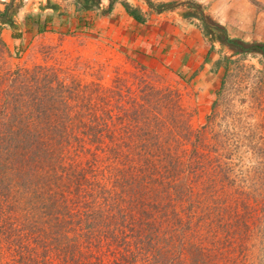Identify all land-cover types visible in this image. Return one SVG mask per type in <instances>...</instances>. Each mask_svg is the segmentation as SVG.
Here are the masks:
<instances>
[{
	"label": "trees",
	"instance_id": "obj_1",
	"mask_svg": "<svg viewBox=\"0 0 264 264\" xmlns=\"http://www.w3.org/2000/svg\"><path fill=\"white\" fill-rule=\"evenodd\" d=\"M73 1L77 14L95 10L104 16L112 12L115 3L109 0L103 9L101 0ZM148 4L153 6L150 1ZM121 6L136 23H145L138 8L125 1ZM163 6L157 4L155 10L160 11ZM40 9H50L52 14L42 21L39 15L27 16L38 33L46 31L54 15L63 14L60 5L51 0ZM0 23L13 31V39L21 38L8 7L0 11ZM0 45L5 47L2 40ZM145 71L146 67L137 65L132 74L125 73L128 77L116 73L109 87L99 83L80 86V81L65 71L35 65L31 71L15 70L9 84L0 88V217L4 214L8 219L0 223V228L17 226L19 211L26 212L29 204L33 218L37 210L46 219L52 214L49 227L53 229L39 232L33 227L20 228V235L12 239L15 257L36 264L35 258L45 260L53 250L61 249L64 254L67 249L62 246L63 241L69 240L68 234L74 235L75 244L80 239L87 243L80 248L93 252L92 238L98 241L111 234L108 226H112L115 214L120 224L127 223L125 229L147 231L148 242L159 235L157 230L160 235H169L159 239L169 249L161 256L158 252L162 249L156 250V264H238L237 258L240 264L246 262V233L237 230L246 224L245 212L232 215V210L227 209L229 213L218 214L211 211L215 207L205 202L200 209L204 215L201 219L206 223L210 219L205 231L201 225L191 223L188 213L183 212L184 217L174 214L178 203L189 195L182 185L189 178H194L205 191L213 190V197L218 177L222 173L220 179L225 181L226 173L219 164L207 161L203 152L185 149L190 127L186 110L179 105V91L162 83L157 87L150 85ZM130 79L134 88L126 82ZM171 147L181 151L173 154ZM107 197L127 204V219L120 215L119 208L112 213ZM72 198L71 206L76 209L70 216L77 217L81 231L64 230L67 221H63L64 216L60 218L61 210H71ZM230 206L236 210L246 205L235 200ZM9 212L11 215H7ZM226 219L233 220L227 225L234 229L220 239L211 229ZM194 231L198 234H189L186 251L195 244V254H188L189 258L174 255L179 251L177 236L182 238ZM192 236H198V241H191ZM43 240H47L46 247L39 244ZM99 244L103 245L101 239ZM58 255L56 252L53 256Z\"/></svg>",
	"mask_w": 264,
	"mask_h": 264
},
{
	"label": "rangeland",
	"instance_id": "obj_2",
	"mask_svg": "<svg viewBox=\"0 0 264 264\" xmlns=\"http://www.w3.org/2000/svg\"><path fill=\"white\" fill-rule=\"evenodd\" d=\"M51 1L60 5L63 14L54 15L53 21L46 26V31L38 33L33 20L27 16L39 15L40 21L48 19L52 12L40 9L47 0H0V11L3 12L8 7V14L21 34L20 39H13V31L0 23V40L5 44V47L0 45V85L3 84L0 88L9 84L15 70L23 73L31 71L35 65L58 69L60 73L65 71L71 78L80 81V86L99 83L104 87L111 85L116 73L128 77L125 73L132 74L137 65L139 68L146 67L145 76L150 85L157 87L162 83L164 87H172L173 91L177 89L181 95L179 105L186 110L190 127L185 149L193 151L196 148L203 152L207 161L219 164L226 173L225 181V178L220 179L222 173L218 177L213 197V190L205 191L206 188L194 182V178H189L182 184L189 195L178 203L174 214L184 217L183 212L188 213L191 223L201 225L205 231L210 223V219L207 223L205 219H201L204 215L200 213V209L204 208L205 202L208 206L211 204V207H215L211 211L218 214L228 212L227 209L232 210V215H242L245 212L246 224L237 228L239 232L246 233L244 255L247 260L243 264H264L263 55L257 51H242L238 47L221 48L217 45L216 50L205 60L204 48L201 50L189 47L186 32L189 26L179 25L177 28L175 19L170 18L175 17L174 13L180 10L170 7L168 4L173 2L169 0L154 3H165V10L161 8L160 18L154 8L149 11L150 15H154L149 20L156 21L154 24L134 22L120 4L104 16L95 10L77 14L73 0ZM122 1L136 7L144 5L143 0L118 2ZM107 6L106 1L101 5L103 9ZM4 28L8 32L3 33ZM181 32L185 37H180ZM126 82L134 88L133 79ZM130 127L131 123L127 124L128 130ZM180 151L171 147L173 154ZM21 182L26 186L23 179ZM144 182L149 187L148 181ZM107 198L106 201L112 206V213L119 208L120 215L124 214L127 219V198L121 196L125 202L113 197ZM235 200L244 201L246 206H239L234 210L230 205ZM73 202L74 198L69 205L71 210H61L60 218L64 216L63 221H67V224L64 223V230L81 231V226L76 223L77 217L70 216L76 209L71 206ZM31 213L29 204L26 212L19 211L15 221L17 226L0 228V264H18L20 259L14 256L12 239L20 235L22 226L33 227L39 232L51 227L52 214H48L46 219L39 210L35 218ZM7 215H11L10 212ZM112 217V226H108L109 232L112 230L111 234L105 239L103 236L99 238L103 245L92 238L93 252L80 248L87 243L80 239L75 244L74 235L68 234L69 240L63 241L62 247L67 249L64 254L61 249L53 250L45 260L35 258L36 264H156V250L162 249L158 256L168 251L169 246H164L159 240L161 237H169L168 234L160 235L157 230L155 233L159 235L154 233L155 237L148 242L145 237L147 231H130L124 228L127 227L126 222L120 224L115 214ZM6 219L2 214L0 223ZM233 220L218 221L211 229L212 232L215 231L216 237L220 239L225 235V239L234 229L227 225ZM133 228L136 229V225ZM189 234L191 236L198 233L194 231L182 238L177 236L180 239V243H177L179 251L176 250L174 255L180 254V258H183L188 254H195V244L186 251L189 248L187 244H190ZM197 237L192 236L190 240L195 243L198 241ZM39 244L46 247L47 240L40 241ZM56 252L60 254L58 257L53 256ZM240 254L242 256L243 252ZM74 259L78 260L77 263L73 262ZM237 262L241 263L240 258L236 259ZM19 263L28 264L25 260H20Z\"/></svg>",
	"mask_w": 264,
	"mask_h": 264
},
{
	"label": "crops",
	"instance_id": "obj_3",
	"mask_svg": "<svg viewBox=\"0 0 264 264\" xmlns=\"http://www.w3.org/2000/svg\"><path fill=\"white\" fill-rule=\"evenodd\" d=\"M105 1L109 3V0H101L100 5H102V3L104 4ZM118 1L119 0H115L113 10L119 4L121 5ZM143 1L144 5L139 4L138 7L132 6L138 8L144 17L147 18V20H145L146 23H156V21H151L154 15H150L149 11H152V8H154V11L158 12V18H160L159 15L162 10H155L157 4L154 3L159 1L165 2V0ZM148 1L153 4L151 8ZM169 1L173 2L168 4L170 7H177L180 10L174 13L175 17L169 15L170 18L175 19L174 21L177 28H179V25L189 26L186 31L188 33L187 41L190 43L189 47L190 49L193 47L201 48V50L204 48L205 52L203 58L205 60L210 57L214 49L216 50L217 45H220L221 48L227 47L233 49L238 47L242 51H257L264 57V52L262 50L264 49V0ZM150 18L151 20H149ZM157 29L159 28L157 27ZM5 31L8 32L4 28L3 33ZM174 35L178 36L176 33ZM180 37H185V34L181 32ZM244 45H248V47Z\"/></svg>",
	"mask_w": 264,
	"mask_h": 264
},
{
	"label": "water",
	"instance_id": "obj_4",
	"mask_svg": "<svg viewBox=\"0 0 264 264\" xmlns=\"http://www.w3.org/2000/svg\"><path fill=\"white\" fill-rule=\"evenodd\" d=\"M245 47H248V45H244Z\"/></svg>",
	"mask_w": 264,
	"mask_h": 264
}]
</instances>
